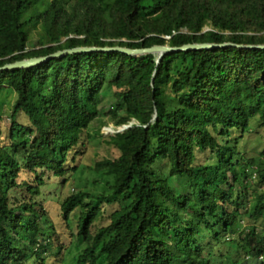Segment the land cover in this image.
Returning a JSON list of instances; mask_svg holds the SVG:
<instances>
[{
    "label": "trees",
    "instance_id": "trees-1",
    "mask_svg": "<svg viewBox=\"0 0 264 264\" xmlns=\"http://www.w3.org/2000/svg\"><path fill=\"white\" fill-rule=\"evenodd\" d=\"M34 32L42 48L28 52ZM194 43L264 45V0H0V67L81 47ZM156 60L94 52L0 73V88L15 93L9 145L0 136V264H46L44 172L68 173L105 86L125 110L119 126L136 124L109 138L118 158L92 169L109 179L107 195L84 190L61 204L82 243L68 264H264V151L240 155L232 138L256 116L264 129V49ZM119 198L128 203L95 225Z\"/></svg>",
    "mask_w": 264,
    "mask_h": 264
},
{
    "label": "rangeland",
    "instance_id": "rangeland-1",
    "mask_svg": "<svg viewBox=\"0 0 264 264\" xmlns=\"http://www.w3.org/2000/svg\"><path fill=\"white\" fill-rule=\"evenodd\" d=\"M110 1L115 2L116 0ZM209 30V27H205L203 32ZM41 48V38L37 32H34L30 35L27 51H37ZM154 56L158 58V55L154 54ZM115 93H117L116 88L103 87L99 116L84 131L76 147L70 150L67 161L63 163L64 169L68 173L59 178L54 177L55 174L51 171L45 170L44 172L48 176V187L42 189V195L37 198V202L47 215V225H50L53 230L51 239L47 242L48 248L46 252L41 253L42 257L46 259V264H68L69 259L74 258L73 256L82 247V243L76 238L77 228L75 227V221L66 223L62 216L61 204L73 193L79 191L86 190L96 195H107L109 192L107 186L109 179L93 172L92 169L99 162L115 160L119 156V151L109 143V138L121 130L122 126H119L118 123L125 115V110L118 106L119 102ZM14 101L15 93L11 89L0 88V136L1 141L7 145H9L7 135L11 124L10 115ZM18 120L23 124L25 123L22 115ZM134 124L136 123L131 121L128 125L132 127ZM259 126V118L256 116L249 122L247 133H232V138L237 139V144H235L237 153L250 158L264 151V129ZM198 160L202 164L205 163L203 153L198 155ZM262 162L264 165V158H262ZM72 167H78V173L71 175ZM31 176L29 173L21 172L19 181H30ZM93 182L96 183L93 184ZM245 185L248 187L249 181ZM17 197L20 199L18 201H25L28 198V193L26 191H18ZM127 203V201L119 198L115 204H103L100 207L102 218L95 225H108L111 213ZM241 225L249 224L243 221ZM72 254L73 256L70 258ZM32 263L37 264L34 259Z\"/></svg>",
    "mask_w": 264,
    "mask_h": 264
},
{
    "label": "water",
    "instance_id": "water-1",
    "mask_svg": "<svg viewBox=\"0 0 264 264\" xmlns=\"http://www.w3.org/2000/svg\"><path fill=\"white\" fill-rule=\"evenodd\" d=\"M228 47H236L239 49H254V48L264 49V45H259V46L240 45L239 46V45H234L231 43H223V44L194 43V44L183 45L181 47H170L168 45H155L150 48H142V49H129V48H122V47H112V48H109V47H106V48L81 47V48H74V49L58 51L46 57L30 58V59H24L21 61H16L13 63H7L0 67V73L7 72V71H14L18 69H30L53 58H64L67 56L90 54L94 52H105V53L118 52L128 57H134V58L145 56V55L156 54L158 55V58L156 60V62L158 63L162 56L171 54V53L200 51V50L210 51V50H215V49H224ZM130 128L131 126L129 125L122 126L121 130L118 133H122L123 131H126Z\"/></svg>",
    "mask_w": 264,
    "mask_h": 264
},
{
    "label": "bare ground",
    "instance_id": "bare-ground-1",
    "mask_svg": "<svg viewBox=\"0 0 264 264\" xmlns=\"http://www.w3.org/2000/svg\"><path fill=\"white\" fill-rule=\"evenodd\" d=\"M124 126H126V125H124ZM122 128V127H121ZM124 132V131H123Z\"/></svg>",
    "mask_w": 264,
    "mask_h": 264
}]
</instances>
